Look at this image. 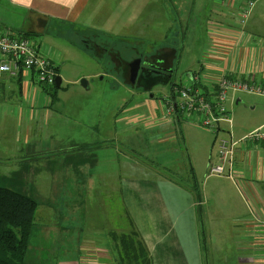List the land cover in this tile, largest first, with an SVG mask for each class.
<instances>
[{"label": "rangeland", "instance_id": "rangeland-1", "mask_svg": "<svg viewBox=\"0 0 264 264\" xmlns=\"http://www.w3.org/2000/svg\"><path fill=\"white\" fill-rule=\"evenodd\" d=\"M212 2L213 0H100L101 5L125 15L127 20L139 11L146 16L150 9H157L155 15L146 18L144 26L139 30L146 40L129 41L122 36L112 40L104 38L105 44L110 45V56L103 58L97 56L95 45L102 41L103 46V40L100 37H88V29L79 25L82 23L68 26L64 22L49 20L45 31L38 33L41 35L37 34L40 39L34 37V41L40 43L43 56L50 58L58 66V71H55L61 79V87L56 88L58 101L55 109L65 124L61 129L74 135L67 138L56 136L53 140L57 139L59 143L47 152L26 147L27 139L23 140L24 136L27 137L26 128L21 129V138L16 143L12 139L13 131L10 128L0 135V151L3 154L7 152V158L0 159V187L25 193L39 203L26 256L27 264H54L58 259L72 257L77 252L79 235L97 230L95 224L87 226L86 219L98 217L101 225L106 222L107 217L111 220L112 208L108 209L107 206L111 199L108 194L116 187L142 186L144 195L147 187L149 195H153V190L159 185L175 184L191 188L198 202L200 197L197 190H201L210 164H215V143L220 139L230 138L228 123L222 122L221 130L216 134L213 130L202 128L183 118L180 122L166 125L168 133L173 132L176 137L175 142H170L169 137L160 142L161 135L148 133L150 131L146 130L148 121L132 120L143 115L145 108H137L132 113H125L123 110L153 98L156 108H159V100L163 102L164 96L172 92L174 87L162 79L160 70L152 67L147 69L150 70L148 74L158 79L155 86L146 83L139 86L141 77L147 75L143 68L149 63L167 61L177 85L202 65L205 19ZM261 5L257 1L254 7ZM7 18H10L14 28L21 30L17 22L18 16ZM118 40H123L127 47L118 45ZM136 59L141 62V72H138L136 84L130 86L127 65ZM82 80L88 81L86 89L80 84ZM227 98L225 108L231 118L233 136L240 135L247 127L262 121L264 97L229 91ZM80 105L84 107L83 113L76 110ZM96 111L105 115L108 111L110 114L115 112L116 123L136 128L139 132L136 144L126 145L122 137L117 135L116 140H111L104 149L93 153L92 150H85L84 156L87 159L81 157L67 160L58 151L72 149V141L79 137L73 128L76 120L82 115L85 124H92ZM54 126L56 125L52 124L46 129L39 128V132H36L37 139L47 140ZM262 130L264 131V127ZM83 137L89 138L90 135L87 133ZM21 145L18 152L17 148ZM102 180L106 182L103 183ZM236 192L239 195L237 189ZM230 194L226 193L227 196ZM94 197H97L96 209L93 208ZM121 201V197L116 198L117 223L122 221V228L130 230L133 224L123 209L126 205H122ZM47 217L50 221H47ZM115 231L121 236L125 235V230ZM115 237L116 233L112 235V239ZM41 259L43 263H39Z\"/></svg>", "mask_w": 264, "mask_h": 264}, {"label": "crops", "instance_id": "crops-1", "mask_svg": "<svg viewBox=\"0 0 264 264\" xmlns=\"http://www.w3.org/2000/svg\"><path fill=\"white\" fill-rule=\"evenodd\" d=\"M258 2L262 5L253 7L246 23L240 24L239 12L244 0H231V3L229 0H213L205 19L203 63L189 74L187 83H192L191 77L195 76L200 84L213 85L223 76H228L264 85V2ZM156 12L157 9L152 8L144 16V12L139 11L127 20L125 15L101 5L100 0H0V31L38 34L45 31L49 20H56L68 26L82 23L79 25L88 29V37H100L103 42L104 38L112 40L121 36L129 41H142L146 39L139 30L146 18ZM12 15L19 17L17 22L21 30L14 28L10 18H7ZM21 15H26L25 19ZM142 17L145 18L142 20ZM105 42L103 46L102 41L95 44L99 58L110 56V45ZM117 44L127 47L123 40H118ZM163 63L168 64L167 61ZM176 86V83L172 84L174 88L170 95L164 96L163 103L165 99L175 96ZM154 99L125 108L123 112L132 113L137 108H145L143 115L132 120L148 121L145 127L150 131L148 133L161 135L160 142L169 137L170 142L174 143L176 137L173 132L168 133L166 125L180 122L183 118H178L176 113L165 115L161 100L159 108H156ZM57 101L58 96L52 100L28 72L21 70L16 76L0 72V135L10 128L16 143L21 138V129L26 128L27 137L24 136L23 140L27 139V148L51 151L59 143V140H53L56 136L67 138L74 135L61 129L65 124L55 109ZM76 110L83 113L84 107L77 106ZM94 118L92 124H85L82 115L76 120L73 128L79 137L72 141V149L58 151L67 160L87 159L85 150H92L93 153L104 149L111 140H116L117 135L126 145L136 144L139 132L128 124L121 126L116 123L115 112L110 114L108 111L105 115L96 111ZM221 123L216 134L221 130ZM52 124L56 126L52 133L49 132L48 139H37L39 128L46 129ZM260 127H264V117L240 135L233 136L231 133L230 137L238 141ZM87 133L90 137L82 138ZM32 134L35 136H30ZM20 148L22 145L17 148L18 152ZM5 158L7 152L3 154L0 151V159ZM219 162L216 150L215 164H210L201 190H197L200 197L198 202L191 188L175 184H161L153 190V195H149L147 187L145 195L142 186L116 187L108 194L111 199L107 205L108 209L112 208L111 220L107 217L101 225L98 217L86 219L87 226L95 224L97 230L80 234L77 252L72 257L56 260L54 264H117L112 235L119 234L115 230L130 231L122 228L119 218L117 223V197H121L122 205H126L123 209L132 221V228L139 234L151 264H264V143H237L232 179L210 175V168ZM227 192L231 194L227 196ZM95 202L97 197L93 199L94 209L97 208ZM47 221L50 218L47 217ZM39 263H43V260Z\"/></svg>", "mask_w": 264, "mask_h": 264}, {"label": "built area", "instance_id": "built-area-1", "mask_svg": "<svg viewBox=\"0 0 264 264\" xmlns=\"http://www.w3.org/2000/svg\"><path fill=\"white\" fill-rule=\"evenodd\" d=\"M257 1L264 2V0H244V6L239 12L240 24L246 23ZM0 59L1 73L16 76L23 70L28 72L38 85H55L56 66L51 59L43 56L38 42L16 33L0 32ZM191 78L192 83H187L185 79L175 87V96L165 99V103L162 102L165 115L172 116L176 113L180 118L215 132L219 130V124L224 122L228 123L227 132L231 134V118L225 108L229 91L234 94L245 92L264 97V85L257 84L253 80H235L223 76L213 85H203L198 82V77ZM240 142L264 143L262 127L251 131L238 141L232 137L218 140L217 153L220 162L210 168V174L232 179L235 148Z\"/></svg>", "mask_w": 264, "mask_h": 264}, {"label": "trees", "instance_id": "trees-1", "mask_svg": "<svg viewBox=\"0 0 264 264\" xmlns=\"http://www.w3.org/2000/svg\"><path fill=\"white\" fill-rule=\"evenodd\" d=\"M19 35L33 41L34 37H39L33 32H22ZM56 71H58L57 67ZM56 77H59L58 73ZM143 78V82L152 84V87L158 80L152 74H148V71ZM38 86L50 95L52 100L56 99L55 85ZM177 117L180 118V115ZM38 204L36 199L25 193L0 187V264H27L26 256ZM124 234L123 236L116 234L113 240L117 252V264H151L137 231L132 228Z\"/></svg>", "mask_w": 264, "mask_h": 264}, {"label": "flooded vegetation", "instance_id": "flooded-vegetation-1", "mask_svg": "<svg viewBox=\"0 0 264 264\" xmlns=\"http://www.w3.org/2000/svg\"><path fill=\"white\" fill-rule=\"evenodd\" d=\"M159 64H161V65H159ZM140 66H141V62H140ZM150 67L160 70L159 72L162 74V79H164L165 81H168L170 84L177 82L174 80L173 71L168 64L165 65L164 63L151 62L145 68H143V71L145 70L146 74H147V71L149 73L150 70L147 68H150ZM129 71H130V68L128 65V76H129ZM139 72H141L140 69H139ZM143 80H144V78L142 76L140 81H139V86L144 84ZM129 84H131L130 81H129ZM135 84H136V80H135L134 84H131V86L135 85ZM149 90H151V89H149Z\"/></svg>", "mask_w": 264, "mask_h": 264}, {"label": "water", "instance_id": "water-1", "mask_svg": "<svg viewBox=\"0 0 264 264\" xmlns=\"http://www.w3.org/2000/svg\"><path fill=\"white\" fill-rule=\"evenodd\" d=\"M129 68H130L129 81H130L131 84H134L135 80L137 79L138 72H139V69H140V60L136 59L135 61L130 63L129 64ZM80 84L85 89L88 87V81H86V80H82ZM55 86H56L57 89L60 88V86H61L60 77H56Z\"/></svg>", "mask_w": 264, "mask_h": 264}]
</instances>
